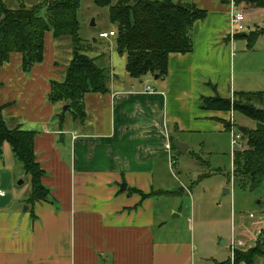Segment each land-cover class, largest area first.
<instances>
[{
  "label": "crops",
  "instance_id": "1",
  "mask_svg": "<svg viewBox=\"0 0 264 264\" xmlns=\"http://www.w3.org/2000/svg\"><path fill=\"white\" fill-rule=\"evenodd\" d=\"M189 1L207 12L192 26L191 52L171 54L166 76L151 83V76L130 78L114 46L100 68L109 69L107 92L83 97V122L62 113L66 105L48 100L51 82L64 80L71 60L69 45L62 59V39L46 34L43 61L29 72H23L19 54L0 68L2 116L9 128L36 133L35 159L49 190L48 202L33 205L0 197V264H207L195 259L192 237L180 236L177 227L166 233L165 216L154 203L161 195L141 200L139 194L176 196L164 186L166 167L189 144L180 153L171 150L173 141L185 145L180 139H211L235 129L232 107L214 111L203 104L205 98L231 100L236 94L238 35L229 37V0ZM245 11L247 20L258 12ZM148 87L151 92L144 91ZM174 211L169 213L180 220ZM230 258L210 264H232Z\"/></svg>",
  "mask_w": 264,
  "mask_h": 264
},
{
  "label": "trees",
  "instance_id": "2",
  "mask_svg": "<svg viewBox=\"0 0 264 264\" xmlns=\"http://www.w3.org/2000/svg\"><path fill=\"white\" fill-rule=\"evenodd\" d=\"M97 8H106L108 18L116 27L113 31L116 52L124 55L125 69L130 78L141 80L147 76L163 78L167 74L171 54L185 55L192 50L190 32L195 22L204 21L207 12L193 3L182 0H93ZM181 1V8L176 6ZM81 0L43 1L42 6L9 8L0 0V68L11 54H19L23 72L40 64L44 56V38H71V60L62 82H51L48 100L51 104L69 106L73 121L83 122L86 117L83 97L88 93L105 94L108 74L87 57L85 43L79 37L80 24L77 18ZM245 9H264V0H236ZM43 10V11H42ZM44 12V16L41 15ZM264 35V31L238 35L246 38L248 46ZM257 103L258 108L250 103ZM205 109L214 111H240L255 123L247 129L242 141L243 150L233 153L234 184L241 189L254 191L264 184V92L236 93L230 99L219 97L203 99ZM252 107L248 113L241 106ZM5 106H0V156L2 146L7 144L23 172L30 178V194L26 205L49 201V190L41 184L44 172L34 154L35 132L19 127L9 128L2 116ZM61 117V116H60ZM59 117V118H60ZM171 150L176 151L171 143ZM141 200L168 192L140 193ZM264 258V230L257 245L246 252L235 251L232 264H255Z\"/></svg>",
  "mask_w": 264,
  "mask_h": 264
},
{
  "label": "rangeland",
  "instance_id": "3",
  "mask_svg": "<svg viewBox=\"0 0 264 264\" xmlns=\"http://www.w3.org/2000/svg\"><path fill=\"white\" fill-rule=\"evenodd\" d=\"M3 1L7 7L15 9L21 5L26 8L42 6L43 1L47 0ZM116 1L114 0V3ZM241 7L246 16V9L242 5ZM42 11L40 16L43 17ZM77 18L80 24L79 37L85 43L83 54L93 58L96 66L101 68L103 57L108 58L109 51L115 46V35L108 39L99 38L103 31L116 32V27L109 21L108 10L97 8L93 0H81ZM246 18L247 16L243 24L245 30L239 35L249 36L250 33L264 31V9H258L252 18ZM59 39H62L60 50L64 59L66 45L71 48V38L65 36ZM64 39L68 43H65ZM235 47L237 58L233 57L234 92L241 93L238 92L242 90L240 88L248 91L245 93L264 92V35L259 37L252 47L248 46L246 38H239ZM100 53H105L106 56H100L97 60L95 57ZM120 56L125 58L124 55ZM104 71L108 74L109 69ZM149 79L151 83L154 82L153 77ZM250 104L259 107L257 103ZM233 120L236 133L239 128L253 129L255 126L252 120L246 121L245 116L238 110H234ZM219 135H224L221 136L224 139H219V136H212L213 139H202L201 136L180 139L185 145L189 144V150L185 154H176L177 159L171 166V171L166 167L164 183L166 189L176 191V196L172 200L163 196L154 199L157 214L165 216L166 233L171 234V229L177 227L180 236L192 237L196 248L195 259L204 260L207 264L229 257L232 263L234 252H246L255 247L264 230V184L254 191L241 189L234 184L231 134ZM205 140H208L207 145L203 146ZM241 145L244 149V142ZM238 146L235 147V152ZM0 158V190L5 193V200H16L14 203L21 206L22 200H27L30 194V178L23 172L7 144L2 146ZM180 188L186 189L184 194L180 192ZM224 189L229 190L228 195H222ZM170 208L180 214V220L173 219V213H169ZM156 234H159L158 231ZM220 240L226 245H219Z\"/></svg>",
  "mask_w": 264,
  "mask_h": 264
},
{
  "label": "built area",
  "instance_id": "4",
  "mask_svg": "<svg viewBox=\"0 0 264 264\" xmlns=\"http://www.w3.org/2000/svg\"><path fill=\"white\" fill-rule=\"evenodd\" d=\"M229 10H230V35L229 37L233 39L234 36L239 35L245 30L244 23H245V15L242 13L244 10L242 7L237 6L235 0H229ZM110 37H114L113 32H104L102 34H99L100 39H108ZM145 92H151L152 90L148 87L144 90ZM231 123H233L231 121ZM242 134L238 131L237 133L234 131V129H231V150H232V156L235 152V147L238 145V150L242 149ZM5 193L0 191V197H4ZM231 248H233V245H231Z\"/></svg>",
  "mask_w": 264,
  "mask_h": 264
},
{
  "label": "water",
  "instance_id": "5",
  "mask_svg": "<svg viewBox=\"0 0 264 264\" xmlns=\"http://www.w3.org/2000/svg\"><path fill=\"white\" fill-rule=\"evenodd\" d=\"M176 6L178 7V8H181L182 7V5H181V1H177V3H176ZM154 80L156 81L157 79H158V76L157 75H155L154 77ZM241 108L242 109H244V110H246L248 113H250V114H252L253 112H254V109L252 108V107H249V106H246V105H242L241 106ZM67 110H69V106L68 105H66V106H64L63 108H62V113H65ZM246 130L247 129H245V128H239V132L242 134V136L244 137V135H245V133H246ZM172 145H173V147L175 148V149H177L178 151H180V153H185L186 152V150H187V146L186 145H183V144H181V143H178V142H172ZM124 186V185H123ZM180 190V192H182L183 194L185 193V191L183 190V188H180L179 189ZM228 192H229V190H227V189H224V191H223V194H228ZM26 210V209H25ZM219 245H224V241H219Z\"/></svg>",
  "mask_w": 264,
  "mask_h": 264
}]
</instances>
